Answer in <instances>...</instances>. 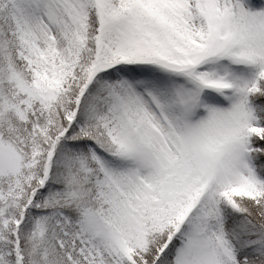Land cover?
Masks as SVG:
<instances>
[{"label":"snow or ice","instance_id":"6c2138e0","mask_svg":"<svg viewBox=\"0 0 264 264\" xmlns=\"http://www.w3.org/2000/svg\"><path fill=\"white\" fill-rule=\"evenodd\" d=\"M0 264H264V0H0Z\"/></svg>","mask_w":264,"mask_h":264}]
</instances>
